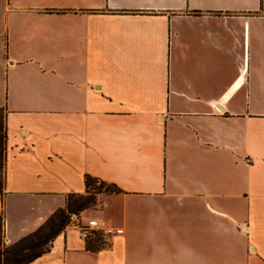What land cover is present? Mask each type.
I'll list each match as a JSON object with an SVG mask.
<instances>
[{
  "label": "crops",
  "instance_id": "0c3cea01",
  "mask_svg": "<svg viewBox=\"0 0 264 264\" xmlns=\"http://www.w3.org/2000/svg\"><path fill=\"white\" fill-rule=\"evenodd\" d=\"M0 108L9 244L123 229L27 264H264V0H0Z\"/></svg>",
  "mask_w": 264,
  "mask_h": 264
},
{
  "label": "trees",
  "instance_id": "16d2710c",
  "mask_svg": "<svg viewBox=\"0 0 264 264\" xmlns=\"http://www.w3.org/2000/svg\"><path fill=\"white\" fill-rule=\"evenodd\" d=\"M0 111L2 112L3 109L0 108ZM3 125H4V111H3ZM4 130V141H5V125L3 126ZM86 184L87 186L91 184L93 181L100 183L101 186L104 185L103 182L94 180L91 177H86ZM80 208H83L84 205L79 206ZM56 213H60L61 216L64 218H68V213L66 210L61 209L53 213L47 221H51L52 217L56 215ZM45 221V223L47 222ZM67 222V220H66ZM66 222H62V226L56 230L49 239V244L46 247H41L40 249L35 250V248L39 245L38 242H31L30 241V234L23 237L16 243L12 245H6L3 241L4 234H3V227H4V219L3 215L0 214V264H27L40 256L41 254L47 252L50 248L51 242L55 235L66 225ZM87 241V248L89 249H99L105 246L106 241L101 236H96L93 238H90ZM30 251L28 254H24L25 252Z\"/></svg>",
  "mask_w": 264,
  "mask_h": 264
},
{
  "label": "rangeland",
  "instance_id": "374dc122",
  "mask_svg": "<svg viewBox=\"0 0 264 264\" xmlns=\"http://www.w3.org/2000/svg\"><path fill=\"white\" fill-rule=\"evenodd\" d=\"M3 111H0V196L4 193V150H5V141H4V130H3ZM107 186V185H106ZM105 184L103 186L100 183L95 182V191H100L106 188ZM96 192L90 191L86 196H80L73 199V209L78 210L81 205H84L83 208L79 210H91L96 209L98 204V197L95 195ZM0 211H1V198H0ZM1 214V212H0ZM67 218L61 216L60 213H56L52 217L51 221H47L39 226L34 232L30 234L31 242H38L39 245L35 250L40 249L41 247H46L49 244L50 236L62 226V222H66ZM3 241L6 245L9 244L8 241L3 238ZM104 246V245H103ZM30 251L25 252L28 254Z\"/></svg>",
  "mask_w": 264,
  "mask_h": 264
},
{
  "label": "built area",
  "instance_id": "2783aa9c",
  "mask_svg": "<svg viewBox=\"0 0 264 264\" xmlns=\"http://www.w3.org/2000/svg\"><path fill=\"white\" fill-rule=\"evenodd\" d=\"M66 227L74 229L78 232L81 238L88 240L90 238L101 236L107 240L111 235H120L123 233L122 228H111L105 226L102 222L95 219H89L83 221V218L79 212L72 211L68 213Z\"/></svg>",
  "mask_w": 264,
  "mask_h": 264
},
{
  "label": "water",
  "instance_id": "95a60500",
  "mask_svg": "<svg viewBox=\"0 0 264 264\" xmlns=\"http://www.w3.org/2000/svg\"><path fill=\"white\" fill-rule=\"evenodd\" d=\"M221 108V107H220Z\"/></svg>",
  "mask_w": 264,
  "mask_h": 264
}]
</instances>
